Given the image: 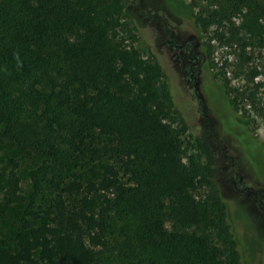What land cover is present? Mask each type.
I'll return each mask as SVG.
<instances>
[{
	"label": "trees",
	"instance_id": "1",
	"mask_svg": "<svg viewBox=\"0 0 264 264\" xmlns=\"http://www.w3.org/2000/svg\"><path fill=\"white\" fill-rule=\"evenodd\" d=\"M205 1L177 3L197 29L216 27L219 44L236 50L247 86L235 98L222 93L225 105H248L264 120L255 82L264 74L256 61L264 0ZM126 7L0 0V141L46 157L30 173L29 197L18 160L0 172L5 202L26 205L30 230L14 250L0 247V264H243L214 150L197 134L186 144V115L161 61L146 58L125 28ZM232 122L256 120L247 112ZM77 158L87 178L67 175ZM42 217L48 222L32 228Z\"/></svg>",
	"mask_w": 264,
	"mask_h": 264
},
{
	"label": "rangeland",
	"instance_id": "2",
	"mask_svg": "<svg viewBox=\"0 0 264 264\" xmlns=\"http://www.w3.org/2000/svg\"><path fill=\"white\" fill-rule=\"evenodd\" d=\"M177 1L183 2L184 6L190 4V0H126L125 28L132 29L137 35L138 42L135 45L146 58L155 57L161 60L166 77L170 80L173 91L176 90L177 101L190 126V131L184 136L186 144L192 140V135L197 134L204 138L205 132L212 131L213 137L207 140L214 150L218 168L217 181L229 206V220L240 244L243 264H264V148L249 136L252 135L264 146V120L258 117L250 106H242L240 100L238 102L241 106L237 109L221 108L218 91L229 93L231 98H235L247 86L243 69L237 66L236 50L219 44L215 37L217 31H222L216 27L211 28L209 32L202 28L197 29L192 18L189 17L190 13L184 14ZM220 1L208 0L203 6L218 8ZM235 21L239 24L237 19ZM166 29L174 31L178 39H181L184 33L191 35V40L196 42L197 47L201 45V51L205 54L204 66L208 73L202 78L199 92L204 99L206 113L200 116L196 113H186V97L189 96L187 85L191 82L184 80L182 83L180 80L186 77L191 62H186L184 65L177 61L174 53L178 51L174 50L173 44L169 46L166 44L169 35L165 34ZM210 38H213L210 43L211 48H209ZM162 46L167 47L168 55H164ZM247 52L251 53L250 50ZM261 57L256 61L264 71V52ZM224 71L226 76L223 75ZM255 82L262 84L261 92L264 93V74ZM219 85L224 90H219ZM262 101L264 102V95ZM244 109L256 120L252 127H241L232 122L244 113L247 115ZM222 110L226 112L225 115ZM205 114L208 115L206 122ZM10 158L20 162L22 191L29 197L32 192L30 173L43 163L46 157L21 153L7 140L0 141V172ZM84 163V160L77 158L67 175L82 172L87 178L86 168L82 167ZM240 178H242V187ZM234 182L237 187L234 186ZM243 190H246L245 193ZM203 193L202 191L198 195L201 196ZM25 207V204L8 205L4 199L3 186L0 185V247L14 250L18 235L21 232L30 233V230L23 228L22 216ZM47 222L48 218L42 217L32 220L30 224L32 228H38Z\"/></svg>",
	"mask_w": 264,
	"mask_h": 264
},
{
	"label": "flooded vegetation",
	"instance_id": "3",
	"mask_svg": "<svg viewBox=\"0 0 264 264\" xmlns=\"http://www.w3.org/2000/svg\"><path fill=\"white\" fill-rule=\"evenodd\" d=\"M165 34H169L168 38L166 39V44L174 45V50H177L178 53H174L177 61L181 64H186V62H191L190 66L187 68V75L183 80H180L181 82L184 80H188L191 82V84H188V91L189 96L186 97V113L195 114L200 116L202 113H206V110L204 108V99L200 95L199 92V85L202 84V78H204V75L207 74L206 67L204 64L206 63L205 54L203 51H201V45H198L195 41L191 40V35H188L187 33H182L183 36L180 37L181 39H178L176 36V33L174 31H171L170 29L165 30ZM176 38V39H175ZM162 51L164 52V55H168L169 51L167 50V47L162 46ZM197 53V56H195ZM161 61V60H159ZM162 63V62H161ZM172 66H174L173 61H171ZM182 82V83H183ZM175 90V89H174ZM176 91V90H175ZM174 91V95L177 98V93ZM218 94L220 95V105L223 110H227V107L225 105V102L223 100L222 92L218 91ZM222 110V111H223ZM224 112V111H223ZM226 112H224V115ZM205 122L206 118H208V115L205 114L204 116ZM209 123V122H208ZM212 131L208 130L204 133L205 139H210L213 137ZM240 186L242 187V178L239 179ZM234 186H236V183L234 182ZM243 190V193H245ZM252 196V195H251ZM255 196V195H254ZM257 202V201H256ZM263 210V208H262Z\"/></svg>",
	"mask_w": 264,
	"mask_h": 264
}]
</instances>
